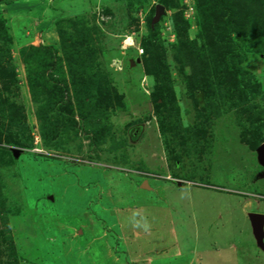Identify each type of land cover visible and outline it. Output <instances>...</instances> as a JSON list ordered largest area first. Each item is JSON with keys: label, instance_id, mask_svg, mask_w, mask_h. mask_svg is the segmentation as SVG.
Masks as SVG:
<instances>
[{"label": "rangeland", "instance_id": "obj_1", "mask_svg": "<svg viewBox=\"0 0 264 264\" xmlns=\"http://www.w3.org/2000/svg\"><path fill=\"white\" fill-rule=\"evenodd\" d=\"M212 6L1 0L0 264H264V0L219 28L237 79L185 54Z\"/></svg>", "mask_w": 264, "mask_h": 264}, {"label": "trees", "instance_id": "obj_2", "mask_svg": "<svg viewBox=\"0 0 264 264\" xmlns=\"http://www.w3.org/2000/svg\"><path fill=\"white\" fill-rule=\"evenodd\" d=\"M6 2H10L11 0H5ZM213 2L212 9L208 11L207 20L205 22V36L204 40L206 41V44H204V47H198L196 44H194L190 49L188 53H185L189 58H194L197 60L198 57H200V54L204 50H210L213 51L214 49H218V47L224 46L226 47V51L224 53H221V58L216 63L217 67L220 65L224 66V71L226 72V75H231L235 73L236 79L238 78L235 71V64L234 59L240 52V46L235 40H231L220 33L221 26L224 24V19L229 18L230 16H236L235 9L233 7V0H211ZM163 3L168 4V0H162ZM255 4V3H254ZM238 10V9H237ZM226 24V23H225ZM243 26V25H242ZM148 55L149 59L147 61H150V59L155 60L156 64L153 69H149L147 67V71L149 73H153L159 76L160 79H162V83L165 84V88L170 89L172 76L169 70V65L166 62L164 58H161V55L155 56L154 52L150 49H148ZM193 53V54H192ZM183 54V53H182ZM186 56V57H187ZM191 56V57H190ZM200 60V58H198ZM157 76V77H158ZM170 83V85H168ZM204 91H206L205 87H202ZM172 102L171 96L166 95L165 93L161 94L158 98L154 99V104L159 107L162 104H170ZM208 102V101H207ZM257 144L261 143V138L258 134L255 133ZM9 144H14L15 142L11 139L8 140Z\"/></svg>", "mask_w": 264, "mask_h": 264}, {"label": "water", "instance_id": "obj_3", "mask_svg": "<svg viewBox=\"0 0 264 264\" xmlns=\"http://www.w3.org/2000/svg\"><path fill=\"white\" fill-rule=\"evenodd\" d=\"M1 2V0H0ZM164 6L158 5L156 19H158L163 13ZM260 160L264 162V144L259 147ZM250 219L253 225V230L258 244L264 249V214L253 212L250 214Z\"/></svg>", "mask_w": 264, "mask_h": 264}, {"label": "crops", "instance_id": "obj_4", "mask_svg": "<svg viewBox=\"0 0 264 264\" xmlns=\"http://www.w3.org/2000/svg\"><path fill=\"white\" fill-rule=\"evenodd\" d=\"M180 185H182V184H180Z\"/></svg>", "mask_w": 264, "mask_h": 264}]
</instances>
